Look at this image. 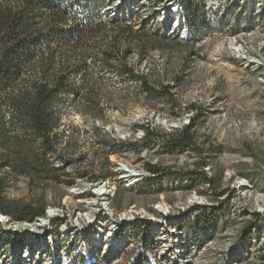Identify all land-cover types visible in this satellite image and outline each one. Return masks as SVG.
Wrapping results in <instances>:
<instances>
[{
  "label": "rangeland",
  "instance_id": "374dc122",
  "mask_svg": "<svg viewBox=\"0 0 264 264\" xmlns=\"http://www.w3.org/2000/svg\"><path fill=\"white\" fill-rule=\"evenodd\" d=\"M122 1L0 0V11H19L0 14V207L15 221L66 199L89 211L87 203L100 202L86 200L89 184L108 178L117 181L115 212L153 211L195 192L202 207L182 229L192 237L215 221L218 232L208 230L200 247L186 242L185 261L222 264L228 252L242 259L244 251L243 264H264V26L244 14L235 30L183 42L139 28L141 0ZM107 3L115 7L108 16ZM190 123L195 144L179 148ZM152 162L161 172L137 188L116 172ZM202 163L211 188L186 178ZM76 186L80 195L71 196ZM228 190L245 194L221 197ZM74 252L63 264L158 259L154 249Z\"/></svg>",
  "mask_w": 264,
  "mask_h": 264
},
{
  "label": "bare ground",
  "instance_id": "6f19581e",
  "mask_svg": "<svg viewBox=\"0 0 264 264\" xmlns=\"http://www.w3.org/2000/svg\"><path fill=\"white\" fill-rule=\"evenodd\" d=\"M141 2L145 14L137 23L139 28L143 27L158 35L177 38L183 42L195 41L201 36L216 35L222 28L235 30L237 20L244 14L252 20V24L256 23L257 28L264 26V0ZM113 6L114 4L107 3L102 13L106 16L108 11L114 13ZM109 16L116 18L115 14ZM148 165H153V162ZM205 170L208 172V168ZM116 172L122 174L120 181L127 188L140 187L148 179L157 176L145 165L140 169H130L119 164ZM116 183V180L108 178L89 184L87 191H91L95 186L97 192L93 189V194H88L86 200L95 198L100 201L99 206L95 202L87 203L86 209L89 211H79L74 209L75 207L71 209L67 199L61 207L47 208L42 216L31 221H15L0 211V264H63L65 257L76 254V247L82 248L84 245L88 246L94 255L102 256L114 253L115 250L120 252L113 255L132 250L139 251L140 255H148V252L154 249L158 259L152 263L145 256L140 259L139 264H174L175 260L180 264H190L185 261L186 242L190 241L200 247L208 230L214 229L218 232V224L215 221L205 223L192 237L182 229L181 220L185 215L193 208L202 207V196L195 192L188 200L173 206L162 202L155 205L153 211L134 205L124 212H115L110 202L117 193ZM239 186L243 191L246 190L243 189L244 183ZM207 187L211 188V185L207 184ZM69 193L71 196H79L80 190L76 186ZM244 194L237 193V198L242 199ZM101 209L106 213H98ZM217 210L221 211L220 208ZM168 213L180 215L168 218ZM177 218L179 220L175 222ZM118 247L121 248L117 249ZM248 254L244 251L238 252L237 255L244 256L239 259L228 252L222 264H241ZM164 257L169 258L164 260Z\"/></svg>",
  "mask_w": 264,
  "mask_h": 264
},
{
  "label": "trees",
  "instance_id": "16d2710c",
  "mask_svg": "<svg viewBox=\"0 0 264 264\" xmlns=\"http://www.w3.org/2000/svg\"><path fill=\"white\" fill-rule=\"evenodd\" d=\"M18 12L19 11L11 12L10 9L3 8L2 11H0V14L6 17V16H15ZM192 126H193V123H190L189 126H185L184 128H182V130L180 132V135H179V138H178V141H177V144H176L179 148H186V147L194 146V144H195V135H194V133H191ZM204 166H205L204 163H202L201 167H198V168L194 169L193 171L187 173V177L186 178L190 182L198 181V182H202V184L208 183V184H210L212 186L213 181H212L211 178H209L207 176V174L203 170ZM148 169L154 174H159L161 172L160 169L158 167L154 166V165H149ZM0 211H1V213L5 214L7 216H9V215L12 216L13 215L11 210H8L7 208H4V207H0ZM44 212L45 211H42L39 214H37L38 216H36L32 211L24 210L23 211V214L25 216L24 218H27V220H22V221H31V220H33L36 217L42 216L44 214ZM219 213L221 214V212H218V210H217L216 213L213 210L214 218L216 217L217 214H218V217H219L220 216ZM11 216H9V217H11ZM17 221H19V220H17ZM263 261H264V258H263Z\"/></svg>",
  "mask_w": 264,
  "mask_h": 264
},
{
  "label": "built area",
  "instance_id": "2783aa9c",
  "mask_svg": "<svg viewBox=\"0 0 264 264\" xmlns=\"http://www.w3.org/2000/svg\"><path fill=\"white\" fill-rule=\"evenodd\" d=\"M222 196H237V194L234 192V191H232V190H228L227 191V193L226 194H224V195H221V197ZM221 200V198H219V200L218 201H220ZM207 204H205V205H203V206H206ZM98 213H106L105 211H104V209H101L100 211H98ZM182 214V213H181ZM257 214H261V213H257ZM174 215H180V214H174V213H168V218H170V217H172V216H174ZM10 216V215H9ZM29 220V219H28Z\"/></svg>",
  "mask_w": 264,
  "mask_h": 264
}]
</instances>
